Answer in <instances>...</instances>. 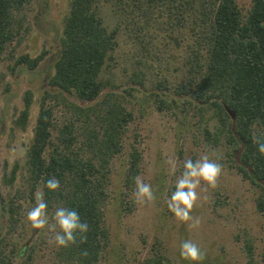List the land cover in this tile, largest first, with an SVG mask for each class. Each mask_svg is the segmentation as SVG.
<instances>
[{"label":"trees","instance_id":"obj_1","mask_svg":"<svg viewBox=\"0 0 264 264\" xmlns=\"http://www.w3.org/2000/svg\"><path fill=\"white\" fill-rule=\"evenodd\" d=\"M35 0H0V62L8 55L14 61L10 72L18 69L36 71L47 51L31 58L15 55L25 34L26 8ZM119 26L111 31L99 16V0H72L65 18L59 48L53 61V74L33 129L25 163L26 192L22 195L34 205V193L43 189L51 219L57 207L75 209L89 226L87 241L55 250L58 264H102L111 242L106 212L111 199L113 161L124 151L125 137L134 120L119 93L104 95L107 85L102 74L113 59L117 35L124 27L141 52L140 63L148 65L158 55L162 43L184 49L182 67L185 82L174 90L171 104L179 99L198 111L212 110L219 126L214 137L231 149L235 168L246 180L261 190L257 206L264 213V156L257 151L253 136L264 137V0H253L243 15L236 0H107ZM14 45V46H13ZM152 60V61H153ZM7 74L0 70V88ZM133 83L145 86L146 74H135ZM160 88L170 90L161 81ZM171 91V90H170ZM126 94L131 95L129 91ZM164 94V93H163ZM32 92L27 91L24 109L14 121L25 131L32 106ZM162 104L166 101L157 95ZM55 99L69 114L61 125L55 121ZM211 136L210 131H206ZM142 156L137 147L128 154L119 207L131 214L129 193L134 178L141 174ZM19 172L15 166L4 183L13 186ZM8 176V177H7ZM60 181V189L50 192L44 184L49 177ZM20 196L3 205L7 217L6 234L0 237V264H33L37 242L22 245L14 239L22 216ZM39 244V242H38ZM249 264H255L253 246L245 244ZM87 255H84V252ZM144 264H172L156 254Z\"/></svg>","mask_w":264,"mask_h":264},{"label":"rangeland","instance_id":"obj_2","mask_svg":"<svg viewBox=\"0 0 264 264\" xmlns=\"http://www.w3.org/2000/svg\"><path fill=\"white\" fill-rule=\"evenodd\" d=\"M72 0H35L26 8L25 34L15 55H29L31 58L47 51L46 59L36 71L18 69L11 73L9 67L14 61L8 55L0 62V70L7 74V92L0 88V237L6 234L7 217L3 205L19 195L22 203L20 227L14 239L22 245L37 242V253L33 264H58L55 260L56 245L50 243L53 233L33 229L26 220L27 211L33 207L22 195L26 192V155L9 161V150L17 145L28 148L40 109L42 96L46 91L55 93L47 84V76L53 74V59L59 48L65 18ZM243 15H246L253 0H236ZM99 16L109 31L117 28L119 22L107 0H99ZM157 35L160 47L158 55L162 60L150 59L148 65L140 63L141 52L129 38L124 27L117 35V46L113 59L108 61L102 74L107 85L104 95L119 93L125 97V106L133 113L134 120L125 137L124 151L113 161L111 199L106 212V224L111 233V242L102 264H144L156 254L169 259L172 264H189L179 255L182 241L191 239L206 252L202 264H249L245 244L253 246L255 264H264V213L257 206L261 190L253 186L235 168L231 149L225 139L215 141L214 132L219 126L212 110L204 112L192 105L189 107L179 99L171 104L174 90L185 82L182 67L184 49L165 46ZM14 46V45H13ZM146 74L145 86L133 83L135 74ZM163 81L170 90L160 88ZM27 91L32 92V106L25 131L17 128L14 121L24 109ZM129 91L131 95L125 93ZM164 93V94H163ZM157 95L166 102H159ZM55 121L61 125L69 114L55 99ZM206 131H210L208 136ZM132 147L141 153V174L144 182L151 184L156 195L152 205H137L134 190L129 193L133 204L131 214H125L119 207L128 154ZM207 153L222 165L223 171L218 186L213 189L202 182L198 189L200 200L192 215L201 219L198 229L190 230L187 224L176 220L167 207V199L174 191L176 177L183 171L184 160H196ZM169 159H175L177 169L170 170ZM18 166L19 172L13 186L4 183V176ZM8 177V176H7ZM51 223V219H50ZM39 242V244H38Z\"/></svg>","mask_w":264,"mask_h":264},{"label":"clouds","instance_id":"obj_3","mask_svg":"<svg viewBox=\"0 0 264 264\" xmlns=\"http://www.w3.org/2000/svg\"><path fill=\"white\" fill-rule=\"evenodd\" d=\"M253 142L257 146V151L264 156V137L254 135ZM28 148L17 144L9 150V161L14 163L16 159L24 157ZM170 170L175 173L177 163L175 159H169ZM223 171L222 165L216 160L210 158L205 153L199 156L195 161L191 158L184 160L183 171L176 177L174 191L171 192L166 203L169 211L174 215L177 221L187 224L190 230L198 229L201 225V219L193 216L192 212L198 206L200 189L202 182L208 187L215 189L218 186V180ZM135 190L133 193L134 202L137 205H152L156 200V195L151 184L144 182L141 176L134 178ZM50 192H56L60 189V181L55 177H49L44 184ZM43 189L37 188L34 193L35 204L26 214V220L31 228L45 230L53 233L50 243H54L58 248H67L76 244L79 238L81 243L87 241L89 226L82 222L79 213L75 209L67 207H57L53 216L47 213L48 204L44 199ZM87 255L85 251L83 253ZM179 255L189 264H202L206 258V252L193 240L187 239L179 245Z\"/></svg>","mask_w":264,"mask_h":264}]
</instances>
